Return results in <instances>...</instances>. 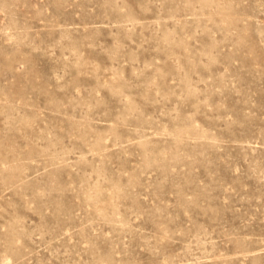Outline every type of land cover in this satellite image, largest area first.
Here are the masks:
<instances>
[{
    "label": "rangeland",
    "instance_id": "obj_1",
    "mask_svg": "<svg viewBox=\"0 0 264 264\" xmlns=\"http://www.w3.org/2000/svg\"><path fill=\"white\" fill-rule=\"evenodd\" d=\"M0 264H264V0H0Z\"/></svg>",
    "mask_w": 264,
    "mask_h": 264
}]
</instances>
